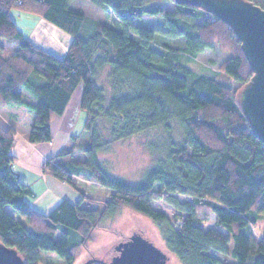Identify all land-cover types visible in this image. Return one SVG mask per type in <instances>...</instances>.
Returning <instances> with one entry per match:
<instances>
[{
	"label": "trees",
	"instance_id": "trees-1",
	"mask_svg": "<svg viewBox=\"0 0 264 264\" xmlns=\"http://www.w3.org/2000/svg\"><path fill=\"white\" fill-rule=\"evenodd\" d=\"M74 1L0 0V39L17 46L0 57V106L32 114L29 141L49 142L53 117L64 114L81 87L83 132L89 139L82 147L84 159H74L75 134L73 146L44 161L43 171L81 194L78 201L63 199L44 213L31 205L33 189L14 170L16 131L0 123V240L19 250L26 264H39L41 250L73 264L76 249L124 205L159 225L168 250L182 264H264V231L260 237L253 232L264 222V142L237 100L253 75L237 35L215 15L174 0L172 9L158 0H90L114 12L117 25L87 19ZM249 1L264 9V0ZM15 9L40 15L70 34L66 54L27 37L14 20ZM146 16L162 17L163 28L136 22ZM159 34L180 44L157 45ZM218 41L233 48L220 68L238 84L236 90L219 79V72L196 74L186 63ZM24 90L35 100L25 98ZM157 128L165 140L149 143L153 161L141 182L108 173L100 152ZM85 173L110 190L109 198L96 200L76 184L74 178ZM89 199L102 208L84 207ZM154 200L178 210L176 217L153 208ZM201 212L214 213L216 227L204 229ZM107 259L102 261L111 264Z\"/></svg>",
	"mask_w": 264,
	"mask_h": 264
},
{
	"label": "rangeland",
	"instance_id": "rangeland-1",
	"mask_svg": "<svg viewBox=\"0 0 264 264\" xmlns=\"http://www.w3.org/2000/svg\"><path fill=\"white\" fill-rule=\"evenodd\" d=\"M156 3L164 5L166 9H172L174 7L171 4L170 0H158L156 1ZM74 5L80 9H83L86 12L87 19L91 21L96 20L112 25H117L114 12L106 10L104 8H100L90 0H75ZM17 13L23 16L28 15L30 18H32V21H28L31 27L28 33L35 35L34 37L38 46L40 45L46 49L48 48L61 51L65 48V46L67 48L71 44L70 41L72 40V36H70V34H68L67 32H65L66 34H63V30L61 29L52 30L50 26H48L50 23L44 20L40 15L28 11H22L20 9L13 10L14 16ZM208 17L209 15H206L205 18ZM136 22L142 27H152L154 29L163 28V19L160 16H146L145 18L137 19ZM21 23L22 22H20V24ZM45 23H48V25ZM157 38L158 39L156 40V44L160 46L164 44H170L173 46L180 44V41L176 42L174 39L169 37L166 38L161 34H159ZM0 44L5 46L3 50H0V57H8L17 49L16 45L9 44L8 42H5L4 39H0ZM232 54L233 48L231 44L225 41L223 43L221 41H218L215 44V48H213L212 50L207 49L205 51H202V53L198 54L195 57H192L191 60H187L186 63L190 68L194 69L196 74H202V72H205L208 69L212 71L215 70L219 72V79L231 83L230 78H228L227 75L223 73L220 67L224 63V61L230 58ZM237 85V83H233L232 81L231 86L233 87V89H235ZM23 93L24 97L28 100H35L32 94L27 92L26 90H24ZM1 108L4 107L0 106V112L3 111L5 113V111ZM80 112L82 118L78 119L77 122H79V124L75 126L74 130V134H78L79 136L77 138L78 141H76L77 153L74 156V159L85 158L82 147L87 145V143L89 142L88 135H85L83 132V125L86 117L84 116V111L81 109V106ZM25 118L26 117H24V119ZM21 124H23L22 121ZM13 128L15 129L17 134L18 131L15 127ZM164 140L165 134L163 129H153L151 130V132L140 133L138 135L130 136V138L126 140H119L118 142L113 143L110 147H108L107 150L100 152L99 157L105 162V167L108 173L112 174L115 177L127 180L131 184L139 183L142 181L144 173L147 171L148 167L153 161V157H151V154L149 152V143H151V141L161 143ZM70 145H74L72 139H69V143L65 146ZM74 180L76 184L87 194L96 197V200L109 198L110 190L98 184V182L91 175L85 173L75 177ZM63 183L67 184L66 182ZM72 188L74 187L72 186ZM74 190L76 191V193H78L79 199L81 194L76 188H74ZM178 197L182 201L190 200V197L188 196L178 195ZM83 206L88 209L96 208L100 210L102 208V203L89 199L83 203ZM152 207L157 210L166 212L170 218L176 217V215L178 214V210H175L164 200H154L152 202ZM8 209L16 217L25 221L24 218L21 217L17 212L13 211L11 207H9ZM199 217L204 220V229H209V227H216L217 220L214 213L209 212L208 214H204V212H201L199 213ZM134 231H139L141 232V234H144V236L146 235L155 244H158L162 249L170 254V264H182L180 259L168 250L166 243H164L163 233H161L159 225L156 222H153L147 216L142 215L124 205H122L118 209L115 215L111 217H105L101 224H99V226L91 233V240L84 245H80V247L76 249V260L73 264H83L87 260L91 259V257L96 258V261L93 264H105L102 259L108 258L107 260H112L113 255L115 254V245L123 240L128 239L133 235ZM263 231L264 222H258L253 227V232L258 237L262 236ZM233 245L234 242H232L230 247L232 248ZM40 256L41 262L39 264H66L65 261L60 256H58L57 253L50 250H41Z\"/></svg>",
	"mask_w": 264,
	"mask_h": 264
},
{
	"label": "water",
	"instance_id": "water-1",
	"mask_svg": "<svg viewBox=\"0 0 264 264\" xmlns=\"http://www.w3.org/2000/svg\"><path fill=\"white\" fill-rule=\"evenodd\" d=\"M193 5L228 24L241 42L252 68V78L238 92L237 100L256 137L264 142V9L249 0H174ZM19 177L20 174L16 173ZM95 257L83 264H93ZM0 264H26L16 248L0 240ZM111 264H170V254L158 244L134 231L115 245Z\"/></svg>",
	"mask_w": 264,
	"mask_h": 264
},
{
	"label": "crops",
	"instance_id": "crops-1",
	"mask_svg": "<svg viewBox=\"0 0 264 264\" xmlns=\"http://www.w3.org/2000/svg\"><path fill=\"white\" fill-rule=\"evenodd\" d=\"M15 16L13 14L14 20L18 24L20 30L25 33L27 37H30L33 42L37 43L34 37L35 35L28 33L31 28L28 21H32V18L28 15L23 16L19 13ZM18 21L23 24H20ZM45 24L48 25V23ZM50 24L48 26H50L52 30L59 29ZM62 32L66 34L65 31ZM68 48L69 47L66 48L65 46L61 51L48 48L47 50L62 56L66 54ZM81 95L82 88L80 87L74 92L73 98L67 105L64 114L53 117V138L52 141L49 142L43 141L40 143H33L28 140L33 117L32 114L25 109L13 106L1 108L5 111V113L3 111L0 112L1 125L4 128L13 126L18 131L15 136V143L11 148V152L16 156L14 170L16 173L20 174L19 177L22 181L29 184L33 189L35 197L30 199L31 205L44 213L55 208L57 203L63 199L68 198L72 201L78 200V193H76L69 183L65 184L57 178L55 179L50 173L43 171L42 165L44 164V160L55 156L60 149L69 143L70 137L75 135V126L79 124L77 121L79 118H82L80 112ZM23 116L26 118L24 119ZM21 121L23 124H21Z\"/></svg>",
	"mask_w": 264,
	"mask_h": 264
}]
</instances>
